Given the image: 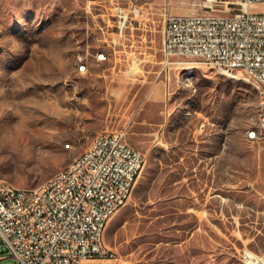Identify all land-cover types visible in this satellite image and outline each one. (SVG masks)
Segmentation results:
<instances>
[{
    "label": "rangeland",
    "instance_id": "1",
    "mask_svg": "<svg viewBox=\"0 0 264 264\" xmlns=\"http://www.w3.org/2000/svg\"><path fill=\"white\" fill-rule=\"evenodd\" d=\"M167 4L224 11L209 0H0V180L40 186L103 131L125 128L144 155L106 228L114 257L89 264L264 257V137H249L261 87L198 58L166 63ZM0 264H21L1 236Z\"/></svg>",
    "mask_w": 264,
    "mask_h": 264
},
{
    "label": "built area",
    "instance_id": "2",
    "mask_svg": "<svg viewBox=\"0 0 264 264\" xmlns=\"http://www.w3.org/2000/svg\"><path fill=\"white\" fill-rule=\"evenodd\" d=\"M264 0H209L221 13L177 14L167 4L162 53L166 63L198 58L220 73L241 71L264 94ZM104 58V54H99ZM76 66L80 71L86 67ZM252 139L264 137V114ZM128 131L97 133L69 165L37 187H6L0 181V236L21 264H89L113 258L102 224L132 195L145 163L128 142ZM243 264H264L244 248Z\"/></svg>",
    "mask_w": 264,
    "mask_h": 264
},
{
    "label": "bare ground",
    "instance_id": "3",
    "mask_svg": "<svg viewBox=\"0 0 264 264\" xmlns=\"http://www.w3.org/2000/svg\"><path fill=\"white\" fill-rule=\"evenodd\" d=\"M77 64L81 65V67H86V64L84 63L82 57H78L77 59ZM259 87L260 86V82H257ZM263 114H264V94L262 93V91L260 92V97H259V101H258V107H257V120H262L263 118ZM252 133H253V130L249 131V137L252 138ZM2 182L5 183L6 187H14L16 185H14L13 183L9 182V181H6V180H0ZM47 181H51V178L48 179ZM137 181H135V183H133L132 185V192H133V189L135 187V184H136ZM126 203H122V206H124ZM118 212L115 211V212H112V217ZM106 227H107V224H102V236H105V231H106Z\"/></svg>",
    "mask_w": 264,
    "mask_h": 264
},
{
    "label": "crops",
    "instance_id": "4",
    "mask_svg": "<svg viewBox=\"0 0 264 264\" xmlns=\"http://www.w3.org/2000/svg\"><path fill=\"white\" fill-rule=\"evenodd\" d=\"M104 56H105L104 58H106V54H104ZM164 68H165V69L170 68V70H172V69H174V68L176 69V68H178V67H164ZM107 225H108V224H107ZM106 228H107V227H106ZM105 232H106V231H105Z\"/></svg>",
    "mask_w": 264,
    "mask_h": 264
}]
</instances>
